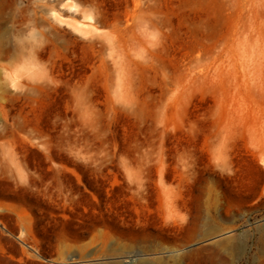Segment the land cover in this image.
<instances>
[{
    "label": "rangeland",
    "instance_id": "rangeland-1",
    "mask_svg": "<svg viewBox=\"0 0 264 264\" xmlns=\"http://www.w3.org/2000/svg\"><path fill=\"white\" fill-rule=\"evenodd\" d=\"M188 263L264 264V0H0V264Z\"/></svg>",
    "mask_w": 264,
    "mask_h": 264
},
{
    "label": "bare ground",
    "instance_id": "bare-ground-1",
    "mask_svg": "<svg viewBox=\"0 0 264 264\" xmlns=\"http://www.w3.org/2000/svg\"><path fill=\"white\" fill-rule=\"evenodd\" d=\"M214 239H216V238H214ZM220 244H221V242H220ZM200 252H201V249H197L196 251L190 253V255L185 256V257H184V260H187V261H189V262H192V258H193V256L197 255V253H200ZM228 253H229V252H228ZM227 255H229V254H227ZM220 257H221V256H220ZM224 259L226 260V257H225ZM132 260H133V259H132ZM188 264H189V263H188Z\"/></svg>",
    "mask_w": 264,
    "mask_h": 264
}]
</instances>
